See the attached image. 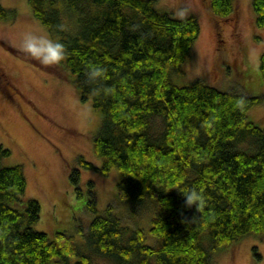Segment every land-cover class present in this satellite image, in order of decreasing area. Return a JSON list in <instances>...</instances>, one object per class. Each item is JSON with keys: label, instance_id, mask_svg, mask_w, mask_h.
Here are the masks:
<instances>
[{"label": "trees", "instance_id": "16d2710c", "mask_svg": "<svg viewBox=\"0 0 264 264\" xmlns=\"http://www.w3.org/2000/svg\"><path fill=\"white\" fill-rule=\"evenodd\" d=\"M28 3L64 44L61 65L81 99L102 116L94 138L101 166L83 157L79 162L105 175L117 168L119 199L133 214L145 206L155 210L149 232L162 243L148 245L144 230L124 226L112 204L85 231L86 250L70 233L50 237L36 230L40 203L29 198L23 209L14 206L22 202L27 179L22 165L3 164L11 152L0 145V264H210L212 251L246 235L263 239L264 128L248 116L263 97L223 91L200 79L178 85L171 78V70L182 72L191 58L198 18L176 17L158 0ZM252 7L256 26L264 28V0H252ZM211 9L228 17L234 0H211ZM16 16L0 3V19ZM92 67L104 69L103 79L87 78ZM260 73L264 79V52ZM105 88L112 91L105 95ZM80 180L74 169L70 181L78 195ZM187 189L203 197L198 208L186 205L181 191ZM88 206L96 210L94 197Z\"/></svg>", "mask_w": 264, "mask_h": 264}, {"label": "rangeland", "instance_id": "374dc122", "mask_svg": "<svg viewBox=\"0 0 264 264\" xmlns=\"http://www.w3.org/2000/svg\"><path fill=\"white\" fill-rule=\"evenodd\" d=\"M0 3L17 13L15 18L0 19V145L11 152L2 162L5 166L22 165L27 179L22 202L14 206L23 209L27 199L38 200L41 214L33 227L50 237L59 231L70 233L86 250L85 231L112 204L124 226L142 228L146 243L160 247L161 238L149 232L155 210L145 206L133 214L119 199L120 171L113 168L105 175L79 162L83 157L101 166L94 152L101 113L91 101L81 99L69 71L61 64L42 65L21 48L26 32L45 34L54 41H58L57 36L33 16L28 0ZM158 6L176 17L193 14L200 23L191 58L182 65V72L171 70L173 82L187 85L200 79L223 91L262 96L248 116L264 128V79L260 73L264 28L256 26L252 0H234V11L228 17L215 15L211 0H158ZM74 169L80 170L81 195L70 181ZM92 197L95 211L88 206ZM74 261L76 258H71V263ZM99 263L107 264L101 260L94 264ZM210 264H264V238L246 235L212 251Z\"/></svg>", "mask_w": 264, "mask_h": 264}, {"label": "clouds", "instance_id": "9594fccd", "mask_svg": "<svg viewBox=\"0 0 264 264\" xmlns=\"http://www.w3.org/2000/svg\"><path fill=\"white\" fill-rule=\"evenodd\" d=\"M23 52L38 61L42 65L56 66L60 65L67 56L64 44L54 41L45 34H35L31 31L24 33L21 42ZM104 69L100 67H92L86 73L90 81H97L103 79ZM99 94L100 90H95ZM104 94L107 95L112 91L110 88L103 89ZM245 101L240 99L237 101V106L243 108ZM185 197L187 206L195 205L197 208L203 203V197L195 189H187L181 191Z\"/></svg>", "mask_w": 264, "mask_h": 264}]
</instances>
